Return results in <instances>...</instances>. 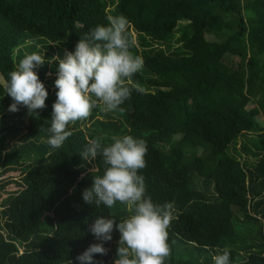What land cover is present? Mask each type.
<instances>
[{
    "label": "trees",
    "instance_id": "1",
    "mask_svg": "<svg viewBox=\"0 0 264 264\" xmlns=\"http://www.w3.org/2000/svg\"><path fill=\"white\" fill-rule=\"evenodd\" d=\"M114 15L129 21L144 61L133 81L145 91L133 90L123 113L93 109L53 149L56 56ZM34 52L46 60L35 69L46 107L10 112L9 73ZM0 77V264H79L101 243L89 231L97 216L130 215L82 198L105 169L99 156L82 159L88 140L124 135L146 141V194L175 204L165 264H214L225 247L230 264H264V0H0ZM119 235L97 264H114Z\"/></svg>",
    "mask_w": 264,
    "mask_h": 264
},
{
    "label": "clouds",
    "instance_id": "2",
    "mask_svg": "<svg viewBox=\"0 0 264 264\" xmlns=\"http://www.w3.org/2000/svg\"><path fill=\"white\" fill-rule=\"evenodd\" d=\"M129 21L123 15L107 17L106 24H97L80 37L74 51H65L58 62L56 100L52 105V118L47 143L59 149L72 136L69 125L87 120L98 109L102 113L119 111L133 90L145 89L133 81L141 72L144 61L132 49L136 41L128 32ZM46 63L44 55L31 53L21 58L9 73L6 94L12 98L10 112L21 106L29 113L46 107L48 91L35 69ZM146 141L132 135L114 136L105 145L101 138L89 139L82 159L91 162L98 156L105 169L94 176L91 188L82 193L83 201L109 209L117 203L126 207L130 215L117 223L115 218L97 216L89 231L101 243L91 244L76 257L79 264H97L94 256L107 255L104 242L119 232L114 264H165L171 256L169 228L176 218L174 202L155 203L147 195L145 177L140 171L146 167ZM219 252V250H217ZM214 264H230V250L213 255Z\"/></svg>",
    "mask_w": 264,
    "mask_h": 264
},
{
    "label": "rangeland",
    "instance_id": "3",
    "mask_svg": "<svg viewBox=\"0 0 264 264\" xmlns=\"http://www.w3.org/2000/svg\"><path fill=\"white\" fill-rule=\"evenodd\" d=\"M227 59H230V60H236L237 58L235 57H227ZM0 82H2V79H1V77H0ZM247 110L250 112V113H252V114H255L256 112H257V110H256V107L253 105V104H248L247 105ZM11 116V115H10ZM264 119V118H263ZM4 122L6 121V122H8L9 121V118H4V120H3ZM6 127V125H0V132H1V135L0 136H2L3 134H4V128ZM20 178H21V175H20V171L18 170V171H16V172H13L12 173V175H11V177H10V179H13V180H17V181H20ZM18 188H17V186H15V185H10V186H8L7 188H6V190H8V193H11V192H15L16 190H17ZM5 197V196H4ZM240 227V226H239ZM246 227H243V226H241V228L239 229V228H237L236 227V230L238 231V233L239 234H242L243 235V233L245 234V232H246Z\"/></svg>",
    "mask_w": 264,
    "mask_h": 264
}]
</instances>
